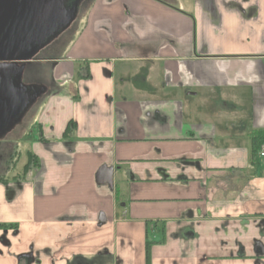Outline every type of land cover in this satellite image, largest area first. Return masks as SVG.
<instances>
[{"label": "crops", "instance_id": "crops-1", "mask_svg": "<svg viewBox=\"0 0 264 264\" xmlns=\"http://www.w3.org/2000/svg\"><path fill=\"white\" fill-rule=\"evenodd\" d=\"M47 68L15 138L32 129L39 168L0 184V264H146L162 222L150 264H256L238 228H264V0H95Z\"/></svg>", "mask_w": 264, "mask_h": 264}, {"label": "flooded vegetation", "instance_id": "flooded-vegetation-1", "mask_svg": "<svg viewBox=\"0 0 264 264\" xmlns=\"http://www.w3.org/2000/svg\"><path fill=\"white\" fill-rule=\"evenodd\" d=\"M52 1L54 0H0V173L11 172L15 164L20 161L22 155L17 150L19 138L17 140L15 138L21 136L20 131L23 128L29 127L40 102L52 92L54 86L53 75L47 67L64 55L79 30L80 18L95 0H56L55 8L52 6ZM51 6L52 9L58 10V16L54 20L55 30L45 41L38 43L36 38L30 35L28 41L11 44V32L26 18L28 11L37 13ZM19 92L26 95L27 102L22 110L11 117L18 103ZM22 167L19 174L22 172ZM21 183L22 181L19 185ZM12 192L14 193V190ZM0 231V242L7 245V228L0 226ZM253 251L255 263L262 264L261 255H264V245L256 241ZM34 252L30 248L26 259L35 261L33 256L37 252Z\"/></svg>", "mask_w": 264, "mask_h": 264}, {"label": "water", "instance_id": "water-1", "mask_svg": "<svg viewBox=\"0 0 264 264\" xmlns=\"http://www.w3.org/2000/svg\"><path fill=\"white\" fill-rule=\"evenodd\" d=\"M55 1H52V6L55 8ZM51 8H45L37 13L27 12L26 18L15 26V29L10 34L11 44L19 43L22 41H28L30 35L36 38V42L40 43L46 40V38L55 30V19L58 16V10ZM63 16V13L61 14ZM71 17V16H69ZM68 17V18H69ZM26 19V22H25ZM1 72V71H0ZM18 103L13 110L11 117L16 115L27 102V97L23 92H19Z\"/></svg>", "mask_w": 264, "mask_h": 264}, {"label": "trees", "instance_id": "trees-1", "mask_svg": "<svg viewBox=\"0 0 264 264\" xmlns=\"http://www.w3.org/2000/svg\"><path fill=\"white\" fill-rule=\"evenodd\" d=\"M176 8V7H174ZM74 125L73 123L69 122L63 132V136L67 137L71 135L73 132ZM252 148H251V156H256L258 154V149L260 146L264 143V132H253L252 133ZM27 161L22 167V172L21 174H15L11 177L9 176H0V183L5 185L8 190L9 189V184L13 182H21L22 180L25 179L26 175L33 171L35 172L37 168L39 167V161L35 157V155L31 151H27ZM20 158V157H19ZM19 158L17 160H19ZM16 160V162H17ZM1 227L7 228L10 227L11 225L2 223L0 224ZM156 232V234L153 236L152 234L147 233L146 240H145V260L146 264H150V254H151V248L154 244H161L165 242L166 239V225L165 223H161L159 227L156 229L152 230Z\"/></svg>", "mask_w": 264, "mask_h": 264}, {"label": "rangeland", "instance_id": "rangeland-1", "mask_svg": "<svg viewBox=\"0 0 264 264\" xmlns=\"http://www.w3.org/2000/svg\"><path fill=\"white\" fill-rule=\"evenodd\" d=\"M184 121L186 122L185 119H184ZM30 130H32V129L29 128V132L24 133V136L19 138V140H17V147H18L17 150L19 152H21L22 157H21L20 161L17 163V166L14 169H12L11 172L8 173V176H11V175H13L15 173H19L23 163L26 161L25 152H26V150L30 149L29 140L27 141V139L31 138V136H32ZM33 134H34L35 137H38V131L36 130L35 127L33 128ZM247 150H248V153H249L250 152V148H247ZM258 170L259 171L264 170V159L260 160V165L258 166ZM210 224L211 223H209V222L205 223V225L207 227H209ZM205 225H202V226H205ZM197 226L201 227L199 225H197ZM246 227H247V229H243V228H238V229H241V230L244 231L243 236L245 237V239L242 240V243L245 246H247L246 247V255L247 256H252L253 257V262H254L255 261V258H254L255 254L251 250V248L253 247L254 243L256 242V241H254V239L262 240L263 243H264V233H263L264 228L262 229V226H261V224H260V222L258 220L254 221L252 219L249 220L248 226H246ZM195 229L198 230L199 228H197L195 226ZM201 229L204 232H207V231L210 230L209 228H206V229L201 228ZM212 230H214V229H212ZM179 232H182V229L179 230ZM184 232H186V231L184 230ZM233 233H234V231L232 229V232H231V235H230V244H227V247H226L228 250H230V249L233 250V249H235V247L237 249L239 247L238 244L233 242L234 241L233 240ZM216 245L217 246L214 249H211L209 252L215 253L216 255H220V254H223V253L227 254V253L230 252L228 250L221 251L220 250V246H218L219 243L216 244ZM262 256H264V255H262ZM263 264H264V262H263Z\"/></svg>", "mask_w": 264, "mask_h": 264}, {"label": "built area", "instance_id": "built-area-1", "mask_svg": "<svg viewBox=\"0 0 264 264\" xmlns=\"http://www.w3.org/2000/svg\"><path fill=\"white\" fill-rule=\"evenodd\" d=\"M258 155L264 157V143L260 146Z\"/></svg>", "mask_w": 264, "mask_h": 264}]
</instances>
